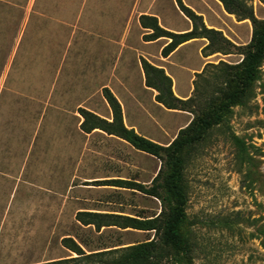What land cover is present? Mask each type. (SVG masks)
<instances>
[{"label": "rangeland", "instance_id": "374dc122", "mask_svg": "<svg viewBox=\"0 0 264 264\" xmlns=\"http://www.w3.org/2000/svg\"><path fill=\"white\" fill-rule=\"evenodd\" d=\"M9 1H0V264L75 258V245L106 253L68 264H113L152 240L143 264H264V58L252 82L244 62L253 21L218 0ZM181 4L227 41L204 51L209 42L198 38L162 57L170 39L147 36L144 24L154 22L143 17L191 30ZM246 4L264 22V0ZM143 60L172 79L179 109L157 101ZM106 89L125 126L163 147L179 135L189 143L158 158L104 123L91 130L113 121ZM159 172L157 197L118 182L150 188ZM173 175L181 198L168 190ZM81 213L162 214L157 231H142L86 225ZM176 213L173 242L166 235Z\"/></svg>", "mask_w": 264, "mask_h": 264}, {"label": "trees", "instance_id": "16d2710c", "mask_svg": "<svg viewBox=\"0 0 264 264\" xmlns=\"http://www.w3.org/2000/svg\"><path fill=\"white\" fill-rule=\"evenodd\" d=\"M223 4L224 9L230 14H236L244 18H250L254 25L255 30L251 43L249 45V51L246 54L244 59L245 70L249 82H252L257 74V70L260 66L261 61L264 58V22L257 21L254 16L252 9L246 4L247 0H218ZM181 10L185 16L191 21L192 28L188 32L184 33H173L163 29L157 22V19L153 17H143L144 19L152 20L154 22L153 26H145L153 31V33L147 35L152 38V40H158L160 38H168L170 42L163 48L162 56L164 58L169 57L180 45L189 42L194 39L203 38L206 39L209 44L204 48V51L211 49L214 45L221 41H227L223 36L222 32L217 31L212 28H208L204 23L203 17L198 15L192 9L181 4ZM213 51L211 54H214ZM209 54V55H211ZM143 69L146 76V84L148 87L153 88L157 91L156 99L158 102L163 104L166 108L176 110L179 109L178 106L180 103H184L181 99L177 98L173 92V82L172 79L166 74L164 69L156 67L149 63L146 60H143ZM106 98L113 111V121L106 122L101 119H98V125L90 128L91 130L99 128L98 126L101 123L106 125V128L110 130L111 134H116L120 138L124 139L135 149L140 150L149 155L160 158L161 154L165 150H172L174 156L176 157L181 150L185 147L189 140L181 139L179 135L174 142L169 147H163L160 144L138 134L133 128H127L124 125L122 110L120 103L113 94L106 89ZM84 114L87 118L90 115L88 112L84 111ZM87 122V119L84 122ZM210 121L201 122V126H204L206 129L210 126ZM187 141V142H186ZM179 159H177V162ZM158 176L153 180L152 186L150 188L146 187L141 183L135 181H118L121 184H125L126 188L141 191L144 194L157 197L158 189ZM168 190L176 198H181L182 193L180 190V179L176 175L170 177L168 182ZM162 214V213H161ZM161 214L152 219H136L131 217L118 216L113 217L112 215L108 217H102L99 214L92 213H81L82 216L87 218L86 225L95 222L98 227L109 226V225H119L123 228H133L142 231H157L159 228V222ZM116 218L115 221H108V219ZM180 220L179 213L168 222V233L167 239L169 241L176 242L178 241V234L176 232L178 222ZM93 221V222H90ZM111 222V223H109ZM115 222L116 224H112ZM154 240L141 243L135 246L128 247L126 252H124L119 258L113 261V264H143L149 257L154 253ZM76 250L78 251V256L75 258L52 261L47 263L40 264H68L74 262H87L90 261L94 256H100L106 252L86 254L80 247L75 245ZM116 250H110L108 252H115Z\"/></svg>", "mask_w": 264, "mask_h": 264}, {"label": "crops", "instance_id": "0c3cea01", "mask_svg": "<svg viewBox=\"0 0 264 264\" xmlns=\"http://www.w3.org/2000/svg\"><path fill=\"white\" fill-rule=\"evenodd\" d=\"M0 1H3V2H5V3H10L9 0H0ZM193 11H194V10H193ZM196 13H197V12H196ZM197 14L200 15V16H202V14H199V13H197ZM185 17H186V16H185ZM202 17H203V16H202ZM186 19L189 20L187 17H186ZM203 20H204V23L206 24V26H207L208 28H210L211 26L209 25V23H208L207 21H205V18H203ZM189 21H190V20H189ZM190 22H191V21H190ZM189 30H190V29H188V30H186V31H183V32H177V33H184V32H188ZM191 41H193V40H191ZM191 41H190V42H191ZM186 43H187V42H186ZM188 43H189V42H188ZM184 44H185V43H184ZM184 44H182V45H184ZM182 45H180V46H182ZM180 46H179V47H180ZM179 47H178V48H179ZM178 48H177V49H178ZM177 49H176V50H177ZM176 50H175V51H176ZM175 51H174V52H175ZM174 52H173V53H174ZM173 53H172V54H173ZM172 54H171V55H172ZM171 55H170V56H171ZM170 56H169V57H170ZM162 57H163V56H162ZM167 58H168V57H167ZM179 97H181V96H179ZM182 97H184V96L182 95ZM182 97H181V98H182ZM126 127H127V126H126ZM127 128H129V127H127Z\"/></svg>", "mask_w": 264, "mask_h": 264}]
</instances>
